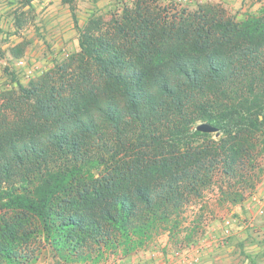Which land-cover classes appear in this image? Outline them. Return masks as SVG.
Segmentation results:
<instances>
[{
	"label": "trees",
	"instance_id": "trees-1",
	"mask_svg": "<svg viewBox=\"0 0 264 264\" xmlns=\"http://www.w3.org/2000/svg\"><path fill=\"white\" fill-rule=\"evenodd\" d=\"M152 4L81 26L71 8L78 50L0 90V264L46 249L53 264L130 256L177 239L214 184L235 205L259 176L264 13ZM202 122L219 135L196 132Z\"/></svg>",
	"mask_w": 264,
	"mask_h": 264
},
{
	"label": "rangeland",
	"instance_id": "rangeland-1",
	"mask_svg": "<svg viewBox=\"0 0 264 264\" xmlns=\"http://www.w3.org/2000/svg\"><path fill=\"white\" fill-rule=\"evenodd\" d=\"M135 1L32 0L29 8L25 0H0V90L14 85L12 77L26 85L78 50L71 8L81 26L92 14L108 19ZM145 1L169 13L209 3L237 20L264 13V0ZM257 164L256 181L238 186L241 203L222 202L214 184L191 201L177 239L163 232L132 255L118 253L100 264H264V153ZM35 264H53L48 249Z\"/></svg>",
	"mask_w": 264,
	"mask_h": 264
},
{
	"label": "water",
	"instance_id": "water-1",
	"mask_svg": "<svg viewBox=\"0 0 264 264\" xmlns=\"http://www.w3.org/2000/svg\"><path fill=\"white\" fill-rule=\"evenodd\" d=\"M195 131L205 134H215V136L219 135L217 129L213 125L205 122L198 123L195 127Z\"/></svg>",
	"mask_w": 264,
	"mask_h": 264
}]
</instances>
